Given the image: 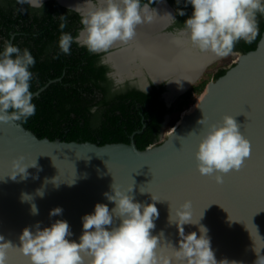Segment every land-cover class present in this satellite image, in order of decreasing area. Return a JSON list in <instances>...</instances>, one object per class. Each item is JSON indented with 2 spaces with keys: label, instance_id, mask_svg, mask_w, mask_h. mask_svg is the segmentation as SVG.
<instances>
[{
  "label": "water",
  "instance_id": "water-1",
  "mask_svg": "<svg viewBox=\"0 0 264 264\" xmlns=\"http://www.w3.org/2000/svg\"><path fill=\"white\" fill-rule=\"evenodd\" d=\"M102 62L114 67L108 59ZM133 77L134 72L118 75L116 82ZM150 77L158 81L155 84L165 82L169 90L167 76L159 80ZM197 77L174 95L186 90ZM225 115L233 116L240 133L249 141L250 155L238 171L225 174L223 182L217 184L213 177L198 173L194 153L207 126L219 123ZM202 119L204 124L200 125ZM19 157H23L24 164L36 160V167L27 169L26 179L19 175L9 179L11 162ZM113 183L122 191L133 185L130 194L137 202L153 203L151 196L158 200L154 203L159 217L152 234L163 233L161 251L166 252L169 242L177 246L179 240L175 225L168 222L170 207L175 209L188 201L193 218L202 215L200 224L208 229L218 262L254 264V247H264V30L254 49L240 53L223 75L206 84L194 110L182 114L158 145L138 149L132 135L129 143L104 145L50 140L38 138L19 122L0 123V235L13 245L19 246L18 237L25 227L37 221L46 227L57 219L68 222L73 233L69 239L78 242L81 218L91 214L95 204L114 207L103 195L111 191ZM37 190L43 191V197L37 195ZM22 193L31 196V201L21 202ZM32 203L38 207V215L30 214ZM55 207L63 209L62 215L49 217ZM183 227L185 234L199 235L196 225ZM260 254L264 255V248ZM8 264H28V260L13 248L8 252Z\"/></svg>",
  "mask_w": 264,
  "mask_h": 264
},
{
  "label": "clouds",
  "instance_id": "clouds-1",
  "mask_svg": "<svg viewBox=\"0 0 264 264\" xmlns=\"http://www.w3.org/2000/svg\"><path fill=\"white\" fill-rule=\"evenodd\" d=\"M16 2L34 9L41 10L43 7V0ZM160 2L83 0V3L69 8L80 17L81 28L75 36L64 31L67 16H59V51L69 55L71 46L76 44L92 54L106 53L117 43L133 41L140 25L162 18H167L170 25L176 24L171 13L158 14L157 9L150 7ZM183 2L185 6H192V14L173 37L174 43L190 45L213 59H223L236 54L234 49L239 41L251 43L259 34L257 17L264 16V0ZM176 3L180 4L181 0H176ZM19 11L24 12L25 9L21 7ZM176 15L185 16V12L177 9ZM35 62L28 48L21 49L4 40L0 50V123H23L35 115L36 106L32 103L33 93L30 91L34 78L30 69ZM155 82L158 81L152 83ZM91 112L95 113L96 108L93 107ZM198 123L204 124L203 119ZM249 155L250 143L230 115L223 116L217 124L207 126L194 153L198 173L213 177L217 184L223 182L225 174L238 171ZM22 161L23 157H19L11 162V171L7 175L9 179L15 180L17 175L22 180L26 179L27 169L36 167V160L29 164ZM52 182L56 183L55 179ZM132 191L133 185L122 191L113 183L111 191L103 195L114 207L109 209L107 204H95L93 212L81 218L82 232L78 242L69 239L73 233L68 222L61 219L46 227H41L39 221L25 227L18 237V247L0 235V264H8V252L13 248L27 258L28 264H229L226 260L218 262L215 258L208 229L200 224L202 215L194 219L188 201L175 209L170 207L168 222L175 225L179 240L175 247L170 242L166 244L170 251H161L163 233L159 236L152 234L155 220L159 217L154 203L158 200L151 196L153 203L137 202L130 194ZM43 194L42 190H37L38 196L43 197ZM31 199L28 194H21V202ZM62 212V208L55 207L49 211V217L60 216ZM30 214H39L34 203L30 205ZM184 225H196L199 235L197 232L185 234ZM261 248L264 247H254L257 257L254 264H264Z\"/></svg>",
  "mask_w": 264,
  "mask_h": 264
},
{
  "label": "trees",
  "instance_id": "trees-1",
  "mask_svg": "<svg viewBox=\"0 0 264 264\" xmlns=\"http://www.w3.org/2000/svg\"><path fill=\"white\" fill-rule=\"evenodd\" d=\"M177 5L185 12L183 0ZM21 7L24 12L19 11ZM61 15L67 16L64 31L75 36L79 16L54 0L45 2L41 10L18 5L16 0H0V50L6 39L30 50L36 61L30 69L34 76L32 93L52 80L32 98L35 115L21 123L38 138L104 145L129 143L132 135L137 148L144 149L158 141L164 116L172 110L180 111L192 95L203 90L205 81L191 87L170 109L160 99L161 89L154 86L148 92L129 87L112 90L106 75L109 68L100 63L99 54L76 44L71 46V54L60 53L57 42ZM257 19L259 34L251 43L239 42L242 53L256 47L264 30V16ZM225 71L219 70L214 79ZM93 107L95 113L91 112Z\"/></svg>",
  "mask_w": 264,
  "mask_h": 264
},
{
  "label": "flooded vegetation",
  "instance_id": "flooded-vegetation-1",
  "mask_svg": "<svg viewBox=\"0 0 264 264\" xmlns=\"http://www.w3.org/2000/svg\"><path fill=\"white\" fill-rule=\"evenodd\" d=\"M47 1H49V0H45L44 2H43V4L45 3V2H47ZM54 1H56V0H54ZM76 1V0H75ZM163 1V2H162ZM57 2V1H56ZM79 2H83V0H80ZM146 2V1H145ZM58 3V2H57ZM59 4V3H58ZM157 4H158V6H157ZM60 5V4H59ZM60 6H62V5H60ZM62 7H64V6H62ZM150 7H152V8H155V9H157V12H158V14H163V13H165V12H169V13H171L174 17H175V20H176V24H169L168 23V21H167V18H162V19H160V20H158V21H156V22H154V23H151V24H143V25H140V26H138V28H137V36H136V38L137 39H140L141 37H145L146 39H147V41L148 42H151V43H153L154 41H152V40H154V39H156L157 41L159 40H161V44L163 45V46H165L166 44H168L169 43V38H173V37H175L176 35H177V32H178V29L180 28V27H182L183 26V24H184V21L187 19V18H189L190 16H191V14H192V6L191 5H189V6H185L184 5V9H186L185 10V16H179V15H176V12H177V9H178V5H177V3L174 1V2H171L170 0H161V2L160 3H154V4H152V5H150ZM190 7H191V11H190ZM65 8H67V7H65ZM67 9H69V8H67ZM79 16V15H78ZM77 25V31H76V34L78 33V31L80 30V28H81V24H80V17H79V21H78V24H76ZM258 26H259V23H258ZM136 38L133 40V41H131V42H129V43H127V44H121V43H117V45L116 46H113L110 50H108L106 53H99V60H100V63H102V64H105V63H103L102 61L104 60V59H108L109 58V63H111L112 64V61L110 60V57H113V58H118V64H119V66L121 67V66H124V67H126L127 66V64L129 63V61H131V62H133V64H136V61L134 62V58H137V55H133L136 51H139V49H141V45L139 44V41H137L136 40ZM157 41H155V42H157ZM239 42H241V41H239ZM239 42L235 45V49H234V51H235V55H232L231 57H233V59H232V63L234 64L235 63V59L238 57V55L240 54V53H242L241 52V50L237 47V45L239 44ZM171 43H173V41H171ZM183 45H187V44H183ZM167 46V45H166ZM165 46V47H166ZM187 46H190V45H187ZM133 47H135V48H137L138 50H136V49H134L135 50V52H131L132 51V49H133ZM167 48H169V47H167ZM171 48V47H170ZM169 48V49H170ZM154 49H155V47H154ZM154 49L152 48V49H150V52L149 53H147V58L146 57H144V59L142 60V62L143 63H147V65L149 66V67H151L150 69H151V71L152 70H156V73H162V72H165V71H167V69H169V67H167L168 65H169V63H168V65L166 66V65H163V64H161L162 66H153V65H151V63H150V53H152L153 51H154ZM178 53H180V51H178ZM129 55V56H128ZM132 56H134V58L133 59H129V57H132ZM182 56V55H181ZM210 60H212V59H210ZM217 60H219V59H217ZM214 61H216L215 59H213L209 64H207L205 67H200V68H196V71H194L195 72V74L197 73L198 74V76L200 77V76H202L203 74H205V73H207L206 71H207V67H208V65H210L212 62H214ZM114 64V63H113ZM112 64V65H113ZM132 64V63H131ZM206 64V63H205ZM109 69H108V72H107V77H108V79L111 81V83H112V90H119V89H126L127 87H129V88H134V89H138V90H141V91H143V89L145 88V87H143V85H141L143 82H147L148 84H149V88L148 89H146V91L145 92H148V91H150L151 89H152V87L154 86L155 88H160L161 89V92H160V99L163 101V103L165 104V106H166V108H168V109H170V108H173L174 106H175V104L179 101V100H181L182 99V96L185 94V93H187L190 89H191V87H193V86H196V85H194L195 83L193 82V84H191L186 90H184V91H182V92H180V93H178V94H176V95H174V96H172L169 100L168 99H166V96L164 97L163 96V94L167 91L166 90V87H165V82H161V83H159V84H155V83H152L153 81L151 80V77H150V74H149V72H148V70H147V68H145L144 67V65H141L140 64V66H138V67H135L134 66V68H133V71H135L136 69H139L137 72H134L135 73V77H133V78H126V79H124L122 82H120V83H118V82H116V79H117V77H118V72L116 71L117 70V68H116V66H115V64L113 65L114 67H111V65L110 64H108V63H106L105 64ZM187 67V66H186ZM226 70V67L225 66H223V65H219L218 67H216V69L211 73L212 74V77L219 71V70ZM132 70V69H131ZM140 71V72H139ZM170 73H171V70L169 69L168 70ZM200 71V72H199ZM193 72V73H194ZM139 75V76H138ZM173 74L171 73L170 74V76H172ZM125 76V75H124ZM214 78V77H213ZM198 79V78H197ZM196 79V80H197ZM214 80V79H213ZM143 81V82H142ZM142 82V83H141ZM200 83H202V81L200 82ZM200 83H198V84H200ZM197 84V85H198ZM178 91H180V90H178ZM173 111H175V110H172V111H170L169 113H167L165 116H164V118H163V121H162V126H161V128H160V131L158 132V141L157 142H155V143H153V144H151V145H149V146H152V145H158V144H160L163 140H161L160 141V137H161V135H162V130H163V124H164V122H165V120L171 115V113L173 112ZM185 112H183V114H184ZM172 130V129H171ZM169 133V132H168ZM167 133V134H168ZM167 136V135H166ZM166 138V137H165Z\"/></svg>",
  "mask_w": 264,
  "mask_h": 264
},
{
  "label": "bare ground",
  "instance_id": "bare-ground-1",
  "mask_svg": "<svg viewBox=\"0 0 264 264\" xmlns=\"http://www.w3.org/2000/svg\"><path fill=\"white\" fill-rule=\"evenodd\" d=\"M62 2L69 4L71 6H75L77 4H81L83 2H77L75 0H62ZM169 43L166 44L165 46H163L161 44V40L157 41L156 39L152 40L154 41L152 44L154 45L155 49L152 53H150V63L153 66H162L163 65H169L167 67H169V69L171 70V73L173 74L172 76H170V72L168 71L169 69H167V71L162 72V73H156V70H152L151 71V67H149L147 65V63H143L142 60L144 59V56H142V54L140 53V51H136L138 50L137 48L133 47L131 52H135L133 55H137V58H134V56L129 57V59H133L134 62L136 61V64H134L135 67H137L138 65V59L140 60L141 65H144L145 67L148 68V72L149 74L154 78V80H159L162 79L164 77H168L169 81V90L166 93V99H170L172 97V95L178 91L181 90V88L189 83L191 80H193L196 76L195 72L196 68H200L202 66L205 65V63H207L208 61H210L211 58L208 54L205 53H200L198 52L195 48L191 47V46H187V49L184 48L183 44H178V43H171V41H173V38H169ZM137 41H139V44L141 45V48L145 45L148 41L145 37H141L140 39H137ZM157 41V42H155ZM167 47H171L170 49ZM153 48V47H152ZM178 51H180V53H178ZM150 52V49L147 53ZM146 53V55H147ZM182 55V56H181ZM129 56V55H128ZM140 57V58H139ZM238 58V57H237ZM109 60V58H108ZM110 60L112 61V64L114 63L116 68H117V72L120 76H127L132 74V72H137L139 69H136L135 71H133L134 67H130L131 63L133 64V62L129 61V63L127 64L126 67L124 66H119L118 64V58H113L110 57ZM113 64V65H114ZM189 67H186L188 66ZM190 65H195L193 67H191ZM163 67V66H162ZM185 68V69H184ZM187 68V69H186ZM188 68H190L191 70H188ZM193 68V69H192ZM132 69V70H131ZM140 72V71H139ZM194 72V73H193ZM200 72V71H199ZM198 78V77H197ZM183 80V81H181ZM175 81V82H173ZM181 81L179 84H177L176 82ZM143 82V81H142ZM199 97V95H198ZM199 99V98H198ZM197 101H195V105H196ZM191 107L189 110H187L185 112L186 113H190L194 110L195 108Z\"/></svg>",
  "mask_w": 264,
  "mask_h": 264
},
{
  "label": "rangeland",
  "instance_id": "rangeland-1",
  "mask_svg": "<svg viewBox=\"0 0 264 264\" xmlns=\"http://www.w3.org/2000/svg\"><path fill=\"white\" fill-rule=\"evenodd\" d=\"M145 45L147 46H144L139 49L140 53L142 54V56L146 57V53L149 51V49H154V45L151 43V42H147ZM185 49H187V45H183ZM140 58V57H139ZM232 59L233 57L229 56L227 58H223V59H215L216 61L212 62L210 65H208L207 67V73L203 74L202 76L198 77L197 80H195V84L194 85H197L198 83H200L201 81H205V86L208 82H210L211 80H213L214 78L212 77V72L216 69V67H218L219 65H223L226 67V69H228L230 66L233 65L232 63ZM237 59V58H236ZM236 59L234 61H236ZM213 60V59H212ZM212 60L208 61L203 67H205L207 64H209ZM138 66H140V60L138 59ZM191 67L195 66V65H190ZM145 67V66H144ZM189 67V65L187 66ZM147 68V67H145ZM185 69V68H184ZM187 69V68H186ZM193 69V68H192ZM148 70V68H147ZM188 70H191L190 68H188ZM205 86L203 88V90L199 93V94H194L192 95V97H190V101H189V104H187L185 107H183L180 111H173L171 113V115L165 120L164 124H163V130H162V135L160 137V141L161 140H164L167 133L171 131V129H174L176 127V125L178 124L183 112H186L187 110H189L191 107H194L195 105V101H198L201 97V94L203 93L204 89H205ZM199 95V97H198ZM199 98V99H198Z\"/></svg>",
  "mask_w": 264,
  "mask_h": 264
},
{
  "label": "snow or ice",
  "instance_id": "snow-or-ice-1",
  "mask_svg": "<svg viewBox=\"0 0 264 264\" xmlns=\"http://www.w3.org/2000/svg\"><path fill=\"white\" fill-rule=\"evenodd\" d=\"M166 252L170 251V249L166 246L164 249Z\"/></svg>",
  "mask_w": 264,
  "mask_h": 264
}]
</instances>
